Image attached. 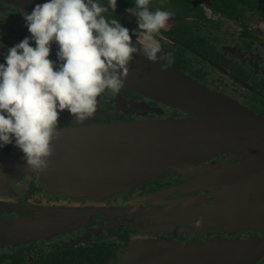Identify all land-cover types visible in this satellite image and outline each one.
Returning a JSON list of instances; mask_svg holds the SVG:
<instances>
[{"label":"flooded vegetation","instance_id":"flooded-vegetation-1","mask_svg":"<svg viewBox=\"0 0 264 264\" xmlns=\"http://www.w3.org/2000/svg\"><path fill=\"white\" fill-rule=\"evenodd\" d=\"M43 2L0 0L4 45L11 47L30 35L22 12L30 13ZM134 4L135 0H118L113 13L129 29L137 26L127 11L134 13ZM149 9L172 14L158 37L162 51L157 60L264 118V0H150ZM104 15L113 18L111 12ZM55 51L53 45L51 59L56 58ZM169 117L194 118L123 85L118 93H103L96 113L79 125ZM18 151L6 145L0 157ZM251 157L227 147L188 168L107 197L51 190L39 173L1 179L0 221L5 225L0 228H11L13 235L0 239V264H123L132 252L151 242L264 238V228L232 225L214 213L226 194L253 203L264 194V173L234 177L214 173L239 168ZM206 172L213 181L225 182L194 183ZM245 178L251 179L242 182ZM186 206L193 210L190 216L171 213ZM255 264H264V256Z\"/></svg>","mask_w":264,"mask_h":264},{"label":"water","instance_id":"water-1","mask_svg":"<svg viewBox=\"0 0 264 264\" xmlns=\"http://www.w3.org/2000/svg\"><path fill=\"white\" fill-rule=\"evenodd\" d=\"M124 86L194 118L79 125L83 121H76L64 110L58 118L60 128L52 142L55 149L48 170L41 173L28 168L19 150L0 157V180L39 173L51 190L107 197L140 188L150 179L188 168L195 160L227 147L253 157L239 168L215 171L217 177L264 173V118L160 60L148 61L142 54L135 55L130 63ZM207 174L194 183L225 182L213 181ZM220 198L214 213L232 225L264 228V194L254 203L244 196L226 194ZM192 212L191 206H186L171 213L184 217ZM4 225L0 221V226ZM8 235H13L11 228H0V239ZM263 256L264 238L157 241L140 246L123 264H255Z\"/></svg>","mask_w":264,"mask_h":264},{"label":"clouds","instance_id":"clouds-1","mask_svg":"<svg viewBox=\"0 0 264 264\" xmlns=\"http://www.w3.org/2000/svg\"><path fill=\"white\" fill-rule=\"evenodd\" d=\"M117 2L44 0L22 12L30 35L19 43L7 47L0 31V149L14 145L31 170H48L64 110L87 121L103 93L121 90L135 55L154 62L162 51L158 37L171 12L135 0V12L127 11L137 26L129 29L113 15Z\"/></svg>","mask_w":264,"mask_h":264}]
</instances>
